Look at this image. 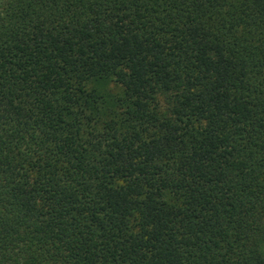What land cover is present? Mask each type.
Masks as SVG:
<instances>
[{"label": "trees", "instance_id": "obj_1", "mask_svg": "<svg viewBox=\"0 0 264 264\" xmlns=\"http://www.w3.org/2000/svg\"><path fill=\"white\" fill-rule=\"evenodd\" d=\"M0 264H264V0H0Z\"/></svg>", "mask_w": 264, "mask_h": 264}]
</instances>
